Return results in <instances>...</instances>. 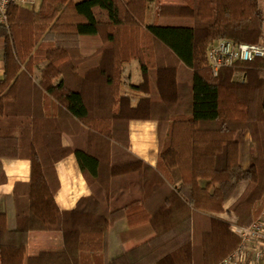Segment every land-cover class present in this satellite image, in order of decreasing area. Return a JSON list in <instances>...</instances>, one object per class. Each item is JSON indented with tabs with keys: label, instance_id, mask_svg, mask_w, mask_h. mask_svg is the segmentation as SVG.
Returning <instances> with one entry per match:
<instances>
[{
	"label": "trees",
	"instance_id": "obj_1",
	"mask_svg": "<svg viewBox=\"0 0 264 264\" xmlns=\"http://www.w3.org/2000/svg\"><path fill=\"white\" fill-rule=\"evenodd\" d=\"M0 36V158L31 162L7 197L14 211L0 212V264H219L237 250L217 214L242 182L236 222L264 205V57L214 75L207 49L264 40L259 0H39L12 4ZM132 59L146 93L136 105L122 91ZM132 120L157 123L155 165L130 150ZM240 131L256 149L248 168ZM71 154L90 194L64 209L56 165ZM44 232L77 236L75 252L32 250Z\"/></svg>",
	"mask_w": 264,
	"mask_h": 264
},
{
	"label": "crops",
	"instance_id": "obj_2",
	"mask_svg": "<svg viewBox=\"0 0 264 264\" xmlns=\"http://www.w3.org/2000/svg\"><path fill=\"white\" fill-rule=\"evenodd\" d=\"M147 23H152V19H148ZM4 46L5 39L4 37L0 36V78L4 74ZM45 65L46 62H42L35 66L34 75L36 77H40L41 70ZM143 81L144 78L142 74V68L138 59H132L124 64L122 91L124 94L131 97L133 105H136L140 98L146 95L144 91L137 88L138 85L143 83ZM237 138L239 139L241 146V164L244 168H248L252 164L256 155L255 145L248 131H240L237 135ZM67 142L68 140L66 139L65 143ZM130 150L151 165H155L158 155L157 123L155 121L132 120L130 122ZM0 159L6 176V180L0 184V212H13L14 206L8 201L7 197L13 194L16 183H25L29 181L31 174V162L28 158L2 156ZM56 167L61 182V187L56 195L57 201L61 208L71 209L75 207L77 201L81 197L90 194V188L81 173L75 155L71 154L59 161ZM246 186V182H242L238 185L235 193L226 202V209L231 207L233 202L242 194ZM217 215L222 218H228L230 214L228 210H225L224 212ZM124 227L125 221L122 220L117 224L116 233L121 231ZM48 233L55 235H52L51 237H49V235H45ZM32 235L30 236L31 242ZM46 236L49 237L51 242H54V244H49L50 247L52 245V248L38 249L37 251H54L56 250L54 248H58L59 244H61V247L59 248L62 251L64 250L66 252H72L73 250L70 246H75L77 241V236L73 235L68 237L66 233L61 232L40 233L39 238L43 240L46 238ZM67 238L69 239L66 240ZM61 241L63 243H61ZM129 245L130 244L127 243L124 246L126 247ZM120 248L121 243L118 241L113 246V250L115 252ZM252 253L253 249L250 248L247 256L248 260H251Z\"/></svg>",
	"mask_w": 264,
	"mask_h": 264
},
{
	"label": "built area",
	"instance_id": "obj_3",
	"mask_svg": "<svg viewBox=\"0 0 264 264\" xmlns=\"http://www.w3.org/2000/svg\"><path fill=\"white\" fill-rule=\"evenodd\" d=\"M37 3L38 0H0V24L7 23L8 9L12 4L31 7ZM207 57L212 72L217 75L222 67L231 66L237 61L264 57V43H240L229 38H219L209 44ZM234 78L244 80L245 75L237 73ZM229 221L231 230L239 236L241 242L237 250L219 264H264V205L249 226L238 224L235 218ZM250 248L253 253L251 260H248Z\"/></svg>",
	"mask_w": 264,
	"mask_h": 264
},
{
	"label": "rangeland",
	"instance_id": "obj_4",
	"mask_svg": "<svg viewBox=\"0 0 264 264\" xmlns=\"http://www.w3.org/2000/svg\"><path fill=\"white\" fill-rule=\"evenodd\" d=\"M167 1H171V0H167ZM259 3H260V7L262 8V10L264 12V0H259ZM260 43H264V40H262ZM225 210L226 211L228 210V212L230 214L228 216V218L225 217V219H228V220L231 219V218H235L236 219V215L233 212L230 211V208L229 209H225ZM39 235H40V233H34L32 235V238H31L32 239V250L37 251L38 249H50V248H52V245L50 247L49 244H54V242H51V240H49V237H51L52 235H55V234H51V233L45 234V235H49V237L46 236V238L43 239V240H41L39 238ZM61 243H63V242L61 241ZM59 247H61V244H59L58 248L55 247L54 249H56V250H54V251L41 250V251H37V252H45V253H53L55 251L62 252V250ZM70 247L72 248L73 251L75 250V246L72 245Z\"/></svg>",
	"mask_w": 264,
	"mask_h": 264
}]
</instances>
